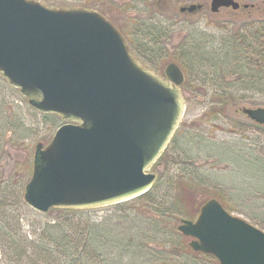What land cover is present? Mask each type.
<instances>
[{
  "label": "rangeland",
  "instance_id": "1",
  "mask_svg": "<svg viewBox=\"0 0 264 264\" xmlns=\"http://www.w3.org/2000/svg\"><path fill=\"white\" fill-rule=\"evenodd\" d=\"M38 1L55 7L99 2L106 13L95 9L148 67L165 75L175 61L184 72V114L150 169L157 186L143 198L68 214L85 230L84 264H219L193 249V237L178 229L183 217L196 219L212 197L264 230V123L248 112L264 107V0H237L240 8L218 11L211 0ZM191 3L202 5L181 9ZM231 56H242L247 69ZM64 122L33 107L0 74V264H34L33 244L47 225L67 216L21 199L36 144L49 143ZM26 244L30 257L21 262L15 247ZM66 256L58 264H76Z\"/></svg>",
  "mask_w": 264,
  "mask_h": 264
},
{
  "label": "water",
  "instance_id": "2",
  "mask_svg": "<svg viewBox=\"0 0 264 264\" xmlns=\"http://www.w3.org/2000/svg\"><path fill=\"white\" fill-rule=\"evenodd\" d=\"M201 3L183 5L194 10ZM240 6L211 0V9ZM0 74L42 112L65 122L38 142L24 199L46 212L117 203L147 192L151 167L185 111L184 72L171 61L165 75L148 67L102 12L38 0H0ZM264 123V107L248 109ZM178 229L193 249L219 264H264V230L232 214L215 197Z\"/></svg>",
  "mask_w": 264,
  "mask_h": 264
},
{
  "label": "trees",
  "instance_id": "3",
  "mask_svg": "<svg viewBox=\"0 0 264 264\" xmlns=\"http://www.w3.org/2000/svg\"><path fill=\"white\" fill-rule=\"evenodd\" d=\"M81 5H85L86 7L90 8L98 7V9L102 10V12L106 13L105 8H103L99 2H82ZM227 57H229V55H227ZM233 57L235 56H231L230 61L234 59ZM239 57L240 59L238 60L234 59L237 61V65L246 67L244 61H242L243 57ZM257 66L261 67L262 63H258ZM245 69H247V67ZM251 75H253L252 72ZM156 186L157 185L154 184L147 192L134 198L146 197ZM21 199H24V194L22 195ZM116 204L120 203L118 202ZM54 208L62 212V214H67V216L63 218L64 221L57 222L54 220L49 225H47L50 229H44L40 234L39 241L33 244L31 253L34 254L33 256H35V259L37 260L34 261V264H58L61 256L65 254L70 257L71 261H74V263L84 264V247H86V245L84 246L85 230L80 224L74 223L72 218L68 216V214H75L79 210L82 211V209L73 207ZM39 213L42 214V212ZM15 250L16 258L21 262L23 256L30 257L28 254L27 244L24 245L22 250L17 249V247H15Z\"/></svg>",
  "mask_w": 264,
  "mask_h": 264
},
{
  "label": "flooded vegetation",
  "instance_id": "4",
  "mask_svg": "<svg viewBox=\"0 0 264 264\" xmlns=\"http://www.w3.org/2000/svg\"><path fill=\"white\" fill-rule=\"evenodd\" d=\"M244 6L247 7L248 4L245 3ZM240 7H241V3H240V6H239L238 8H240ZM238 8H237V9H238ZM218 10H219V9H218ZM218 10H217V11H218Z\"/></svg>",
  "mask_w": 264,
  "mask_h": 264
}]
</instances>
